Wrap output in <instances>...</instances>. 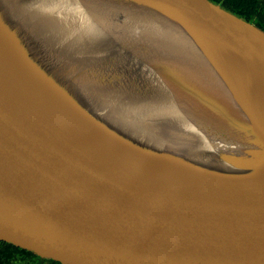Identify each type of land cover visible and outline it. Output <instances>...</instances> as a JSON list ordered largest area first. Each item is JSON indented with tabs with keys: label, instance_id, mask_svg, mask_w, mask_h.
Instances as JSON below:
<instances>
[{
	"label": "water",
	"instance_id": "water-1",
	"mask_svg": "<svg viewBox=\"0 0 264 264\" xmlns=\"http://www.w3.org/2000/svg\"><path fill=\"white\" fill-rule=\"evenodd\" d=\"M131 1L197 30L264 83L263 30L208 0ZM2 47L1 245L46 264H264L258 189L109 140ZM229 73L264 125L263 100Z\"/></svg>",
	"mask_w": 264,
	"mask_h": 264
},
{
	"label": "bare ground",
	"instance_id": "bare-ground-1",
	"mask_svg": "<svg viewBox=\"0 0 264 264\" xmlns=\"http://www.w3.org/2000/svg\"><path fill=\"white\" fill-rule=\"evenodd\" d=\"M123 6L138 21L142 17L160 24L170 19L131 0H0V39L9 56L53 98L109 140L116 143L112 137L118 138L164 165L175 163L220 181L252 186L264 196V152L233 135L217 109L223 104L243 110L264 145L258 109L229 70L249 81L262 103L264 83L232 54L175 20L183 45H163L161 40L157 53L183 75L209 82L210 93L218 98L209 100L184 80V85L174 82L165 75V61L149 67L138 35L121 20L128 22ZM202 67H214L215 75L202 77Z\"/></svg>",
	"mask_w": 264,
	"mask_h": 264
},
{
	"label": "rangeland",
	"instance_id": "rangeland-1",
	"mask_svg": "<svg viewBox=\"0 0 264 264\" xmlns=\"http://www.w3.org/2000/svg\"><path fill=\"white\" fill-rule=\"evenodd\" d=\"M121 10L125 18L128 20V22L124 20V17H122L121 20L127 26L130 25L133 28L134 32L138 35L139 40L141 42L138 44L140 48L142 47L141 50L144 52V56L146 58V62L149 65V67L151 66L153 68H157L154 62L160 63L163 60L162 55L158 54L157 52L161 47H163V45H166L165 42H167V44H172L174 46L183 45L182 41L184 37H181L182 32H180L179 27L174 24L175 21L173 19L170 18L169 22H167L168 19L165 22H161L162 24L161 23L160 24L163 26H160L159 23L158 24L155 23L156 25L149 24L148 21L142 17H139V21H138L134 17V13L132 11H129V9L125 8L124 6L122 7ZM168 24L172 25L173 28L171 26H168ZM129 29L130 28H126V30ZM161 40L164 41L163 45H162L163 41ZM157 46H159V48H156ZM166 56L169 59L171 58L170 55H166ZM163 61H165V58ZM168 62L170 61L167 60L163 62V65H168L165 75H167L169 79L174 80V82H178L183 85L184 83L182 82V80H184L185 83H187L190 86L189 88L199 92L201 95L207 97L209 100L218 98V95L216 94L213 95L210 93V89L208 86L209 82H206V84H204V82L197 80L192 74L187 75V73H185L186 75L185 74L183 75L180 69H177L174 66L170 67V64H168ZM214 69H215L214 67H209V68L202 67V69L198 71L202 77L207 76L211 78L212 75H215ZM172 72L174 74H172ZM168 73H170V77L168 76ZM249 90L256 97V99H259V94L256 90H254V88L250 86ZM218 106L221 108L220 113L224 118L228 128L233 133V135H235L239 140H243L246 143L245 145H249V147L254 151L256 150V151L264 152V145H261V143L263 142V138L257 132V130L249 123V119L244 115H242L243 110H241L240 108H232L229 105H223V104H220Z\"/></svg>",
	"mask_w": 264,
	"mask_h": 264
},
{
	"label": "trees",
	"instance_id": "trees-1",
	"mask_svg": "<svg viewBox=\"0 0 264 264\" xmlns=\"http://www.w3.org/2000/svg\"><path fill=\"white\" fill-rule=\"evenodd\" d=\"M264 31V0H208ZM28 255L0 244V264H35Z\"/></svg>",
	"mask_w": 264,
	"mask_h": 264
},
{
	"label": "flooded vegetation",
	"instance_id": "flooded-vegetation-1",
	"mask_svg": "<svg viewBox=\"0 0 264 264\" xmlns=\"http://www.w3.org/2000/svg\"><path fill=\"white\" fill-rule=\"evenodd\" d=\"M35 261H36V260H35ZM38 263H40V264H46V263H44V262H39V261H36L35 264H38Z\"/></svg>",
	"mask_w": 264,
	"mask_h": 264
}]
</instances>
